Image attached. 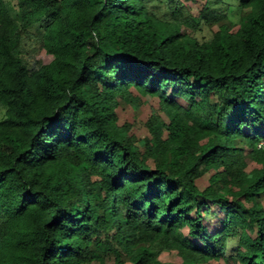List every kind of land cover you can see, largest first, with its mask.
Segmentation results:
<instances>
[{
  "label": "trees",
  "instance_id": "obj_1",
  "mask_svg": "<svg viewBox=\"0 0 264 264\" xmlns=\"http://www.w3.org/2000/svg\"><path fill=\"white\" fill-rule=\"evenodd\" d=\"M0 108V264H264V0H0Z\"/></svg>",
  "mask_w": 264,
  "mask_h": 264
},
{
  "label": "rangeland",
  "instance_id": "obj_2",
  "mask_svg": "<svg viewBox=\"0 0 264 264\" xmlns=\"http://www.w3.org/2000/svg\"><path fill=\"white\" fill-rule=\"evenodd\" d=\"M192 11L194 13H197V7L192 6L191 7ZM34 32H37V30H33ZM40 58L45 62L49 63L51 59L49 56L42 54L40 55ZM148 109L145 107H142L138 110L132 109V107H126L125 110L121 111V117L123 120H130L134 121L135 118L139 120H144L148 114ZM4 116V110L0 108V119L3 118ZM235 248V247H234ZM233 252V247H230L229 253L231 254ZM159 261L161 264H180L178 255L176 252H167L163 251V253L159 257ZM184 264H189V263H184Z\"/></svg>",
  "mask_w": 264,
  "mask_h": 264
}]
</instances>
